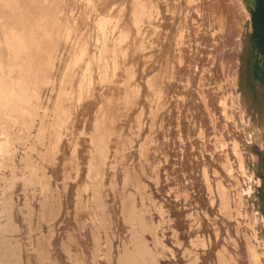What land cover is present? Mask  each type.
Segmentation results:
<instances>
[{"label":"rangeland","instance_id":"rangeland-1","mask_svg":"<svg viewBox=\"0 0 264 264\" xmlns=\"http://www.w3.org/2000/svg\"><path fill=\"white\" fill-rule=\"evenodd\" d=\"M0 264H264V0H0Z\"/></svg>","mask_w":264,"mask_h":264},{"label":"bare ground","instance_id":"bare-ground-1","mask_svg":"<svg viewBox=\"0 0 264 264\" xmlns=\"http://www.w3.org/2000/svg\"><path fill=\"white\" fill-rule=\"evenodd\" d=\"M101 21V20H100ZM104 24V23H103ZM99 25H101V24H99ZM183 35V34H182ZM7 83V82H6ZM10 90H12V88H9ZM19 95V94H18ZM29 97H31V93H25V91L23 92V94L20 96V98L21 99H23V100H25V102L27 103V104H29L30 103V98ZM17 98V97H16ZM25 111H26V108H25ZM96 143V142H95ZM96 145V144H95ZM97 146V145H96ZM251 255L252 256H254L255 257V255H256V253L254 252V250L253 249H251ZM254 259H256V258H254Z\"/></svg>","mask_w":264,"mask_h":264}]
</instances>
